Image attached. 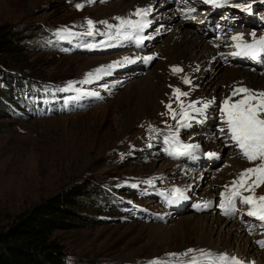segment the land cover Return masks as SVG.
Segmentation results:
<instances>
[{
  "label": "rangeland",
  "instance_id": "rangeland-1",
  "mask_svg": "<svg viewBox=\"0 0 264 264\" xmlns=\"http://www.w3.org/2000/svg\"><path fill=\"white\" fill-rule=\"evenodd\" d=\"M77 4H85V7L77 9ZM158 5L156 3L151 8L154 10ZM135 6L136 3L126 10V0H95L92 4L86 0H0V34L10 33L22 46V51L15 55L0 53V64H9L13 73L32 79L81 82L87 79V73L113 65L110 74L89 83L90 91L99 93L101 101L86 109L82 104H77L78 111L34 116L20 100L14 105L4 100L0 105V113H3L0 116V130L3 131L0 132V230L20 213L59 191L84 184L85 189L96 196L83 211L85 219L72 230L54 233L65 246L71 264H148L155 258L168 259V253H181L189 248H203L213 253L216 250L206 246L201 248L199 235L192 231V227L210 214L220 215L219 212L212 208L201 213L186 211L172 214L173 206H169L163 195L168 189L177 187L186 194L189 191L184 185L192 181L188 178L189 170L202 172L210 166L207 164L203 168H196L172 160L163 152L166 130L169 126L177 127V120L171 118L166 105L172 103L173 109L179 112L173 90L180 87L182 91H187V85L180 80L176 81L177 86L167 82L163 86L164 93L160 95L158 107L154 105V101H157L156 89L149 87L142 91L139 85L148 77L147 74L153 78V83L165 84L163 71L172 69V66H168V59L153 55L150 67H146L145 61L142 63L141 59H134V44L131 42L94 50L83 46L86 42L97 43L105 39L101 36H96L95 40L86 37L82 42L81 50L88 53H65L49 42L50 33L53 32L88 31L87 19L97 22L96 27L106 32L108 29L99 21L116 24L118 21L115 17H127ZM156 11L151 12L149 19L153 21V28L161 26L163 36L159 39L162 40L169 33L166 31L169 25L155 23L157 20L153 17ZM237 23L239 25L235 32L249 38L254 27L245 25V22ZM72 38L73 45L79 46L78 38ZM150 42L146 40V46H151ZM125 57L138 62L135 65L125 63ZM117 61L121 64L116 65L114 62ZM230 81L221 82L224 89L232 85L233 81ZM4 82L7 89L18 96L21 86L13 79H4ZM111 82L113 85H110ZM189 89L193 91V86H189ZM194 97L189 92L188 97L181 99L187 105L194 101ZM145 102L150 111L145 109ZM46 105L49 107L54 102L47 101ZM218 115L223 122L220 112ZM191 125L196 130L191 126V130L183 128L182 131L188 143V138H196L197 133V124ZM219 127H222L221 123ZM151 128L158 131L152 132ZM219 129L216 128V132H220ZM220 134L226 144L221 152L217 151V147L213 150L208 145L203 146L205 142L202 139L200 142L193 139V144L201 145L199 150L217 151L221 160L209 169L217 182L212 188L214 196L207 198L208 194H205L210 179L208 175L197 180L195 196L187 195L197 204L210 198L216 206L225 185H230L244 169L254 166L228 141L225 133ZM149 180L156 184L158 199L147 193H152L150 185L146 183ZM133 186L139 187L140 193L132 190ZM255 195L264 196V186L258 187ZM119 197L139 201L144 209L145 222L138 221L132 212L124 210L118 203ZM237 209V219L227 220V228L239 224L251 238L256 251L259 249L257 262L264 264V247L256 243L264 241V227H261L259 220L246 215L249 206L240 205L239 199ZM180 259L186 260L187 257L176 259L174 264H179Z\"/></svg>",
  "mask_w": 264,
  "mask_h": 264
},
{
  "label": "snow or ice",
  "instance_id": "snow-or-ice-1",
  "mask_svg": "<svg viewBox=\"0 0 264 264\" xmlns=\"http://www.w3.org/2000/svg\"><path fill=\"white\" fill-rule=\"evenodd\" d=\"M88 4L95 3V0H86ZM205 3L221 7L230 3V0H204ZM256 2H264V0H245L244 3H235L232 6L251 12L252 4ZM77 9H83L85 4H77ZM190 11H194L191 9ZM152 12L149 7H137L134 12L130 13L127 17H115L118 21L116 24H109L108 21H99L98 23L106 26L108 31L101 32L97 27V22L87 19L86 23L88 31L82 34L68 32V35L76 36L83 35L85 37H92L95 40L96 36L104 37L97 43L86 42L83 44L88 50H94L102 47H117L122 46L124 42H131L136 46H141L144 41L152 39L151 35H144L152 21L148 19ZM138 17L132 19L131 17ZM194 18V17H191ZM251 41L244 39L243 34H237L230 37L234 42V47L237 49L231 55L235 57H247L257 59L264 56V36L257 37L256 32L251 34ZM219 39V37H217ZM143 59L145 62H150L154 59L153 56L137 57ZM125 63H134L130 57H125ZM120 65L121 62H114ZM113 65H106L97 68L94 72L86 74L87 79L81 83L87 84L94 79H100L103 75L110 74ZM171 71L174 74H179L184 71L179 66H173ZM183 83L191 85L192 81L187 76L182 77ZM65 91L77 90L75 83L70 82ZM78 91V90H77ZM90 95L99 96V93L92 92ZM175 101L179 104L180 111L177 112L172 107V103H168L166 108L171 114L173 120H177L176 129L169 126L170 134L163 137V144L167 145L164 151L173 157L191 156L195 159L194 153L199 150L200 145L193 143H185L180 139V129L190 128L191 121L196 119L193 113L203 115L204 110L211 104L215 103V98L204 102L190 101L185 105L182 97H188V91H182L180 87L173 90ZM234 97H238L234 99ZM200 103L201 107H197ZM190 110V111H189ZM220 114L223 118V123L226 127L219 129L221 133H226L230 141L239 149L240 154L250 163L253 167H249L240 172L239 176L233 180L230 185H225V191L222 192L221 201L218 207L223 210L225 216H232L237 212V199L240 204L249 206L246 215L253 217L260 221L261 227H264V196H256L255 190L264 186V91L256 92L246 86L234 87L231 94L221 101ZM162 115H164L162 113ZM179 117V119H177ZM150 131H158L151 128ZM152 145L150 144L149 147ZM205 156L209 158H218L216 152H205ZM259 163H256V162ZM147 184H153L152 180L146 181ZM249 193L244 195L243 193ZM169 205L178 203L180 200H187L188 196L180 188H174L169 193L163 194ZM212 202L205 201L202 204H196L198 209L210 207ZM256 243L264 247V241H256ZM168 259L155 258L148 262V264H174V261L181 257H187L186 260L180 259L179 264H247L235 256L228 253H213L205 249L189 248L181 253H168Z\"/></svg>",
  "mask_w": 264,
  "mask_h": 264
},
{
  "label": "bare ground",
  "instance_id": "bare-ground-1",
  "mask_svg": "<svg viewBox=\"0 0 264 264\" xmlns=\"http://www.w3.org/2000/svg\"><path fill=\"white\" fill-rule=\"evenodd\" d=\"M134 3H136V6L133 8V12L137 7H152L156 3H159L158 7L153 10V12L157 10L153 17L157 20L155 23H167L169 25L166 27V31H168L169 33L165 36L168 37H164L161 40L159 39L161 38V36H163L161 26L158 25V27L153 28V21L150 19L152 23L147 29H145L144 35L152 36V39L147 40L151 41V46L145 45L147 47V50L145 52L134 51V59L138 60L137 57H145L149 55L166 57L168 59V66H179L183 68L184 71L182 72V74L191 79L192 84L187 85V91H189L190 93L192 92L193 96L196 97V100L194 97V101H200L202 103L204 101L215 98V103L211 104L207 109H205L203 115L193 113V115L196 116V119L192 120L191 123L197 124V133L196 138L188 139L190 141L189 143H194L193 139H197L198 142H200L199 140L202 139V142H205L203 146L208 145L207 147H210L213 150L215 149V147H217L219 148L217 149V151L221 152L226 147V144L223 139H221L220 132H216L217 125L214 124V121H216V119L214 117H211L210 112L213 110V108L217 107L215 106L216 103H221V101L225 97L231 94L234 87L246 86L256 92L264 91V75H261L256 71L243 69V67L241 68L239 66H231L224 63L220 59L219 52L224 49V44L226 43V41L222 39L214 40L211 38V36L204 35L196 31L194 27H191L189 18H185L186 14H182L180 11L175 10L169 2L164 0H126L127 8L125 9L127 10L128 7ZM237 34L238 33H236V35ZM247 38V36H244V39ZM257 73L258 75L256 76ZM163 74L165 77V84L162 83L163 85H160V83H153L154 81L150 74H147L148 77L143 79V83L139 85V87L142 88V91L148 89L149 87H154L156 89L155 97L157 101H154L155 107H158L160 103L159 98H161L160 95L164 93L163 86H166L167 82L169 84L175 83V86H177L178 84L176 81L180 80L183 82L182 77L184 76H182L180 73L174 74L170 70L167 71V69H165L163 71ZM219 77L220 80H217L219 79ZM228 80L233 81L232 85L230 84L228 88L224 89V86L221 84V82ZM214 81L215 83H213ZM189 86H193V91H190ZM194 88L197 89L195 90ZM237 98L238 97H235V99ZM146 105L147 103L145 102L146 108H144L147 111H150ZM197 107H201V104L198 103ZM182 131L184 130L182 129ZM202 152H209V150H205ZM209 169L202 172L189 170L190 173L188 174V178L192 181H189L186 183V185H184V187H186V190L190 192L189 193L186 191V195L195 196L197 191V188L195 186L199 181L198 179H200L203 175H208L210 179L208 186L205 188L207 190L205 194H208L207 198L209 197V195H211V198L214 196V193L212 194V191H214V189L212 190V188H214L217 182H215V177L213 176L214 174H212ZM239 172L240 170L237 173L239 174ZM153 185L156 186L155 183ZM209 199L205 201H213ZM186 203L187 201L184 200L182 202V205ZM226 221L227 220L223 216L210 214L202 222L198 221V223L194 224V226L192 227V231L197 232V234L199 235V246H201V248L203 246L213 247L214 249H216L215 253L216 251H223V253L226 252L243 261H246L247 263L260 264L259 261L257 262L256 260L259 249L258 251H256L257 248H255V245L252 242L251 238L243 232L239 224L235 223L233 227L227 228Z\"/></svg>",
  "mask_w": 264,
  "mask_h": 264
},
{
  "label": "trees",
  "instance_id": "trees-1",
  "mask_svg": "<svg viewBox=\"0 0 264 264\" xmlns=\"http://www.w3.org/2000/svg\"><path fill=\"white\" fill-rule=\"evenodd\" d=\"M21 47L10 33L0 34L1 54L15 55L22 51ZM8 65L4 62L0 64V105L4 100L13 105L20 100L19 94L14 96L7 89L4 79H13L23 87L20 81L23 77L13 73V68ZM33 81L47 83L50 80ZM27 84L30 86V83ZM94 197L84 184H76L17 215L0 230V264H71L65 246L54 233L76 228L85 219L83 211Z\"/></svg>",
  "mask_w": 264,
  "mask_h": 264
}]
</instances>
